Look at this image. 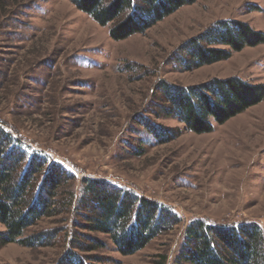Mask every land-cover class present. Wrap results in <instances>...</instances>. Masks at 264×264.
Returning <instances> with one entry per match:
<instances>
[{"label":"rangeland","instance_id":"rangeland-1","mask_svg":"<svg viewBox=\"0 0 264 264\" xmlns=\"http://www.w3.org/2000/svg\"><path fill=\"white\" fill-rule=\"evenodd\" d=\"M2 3L0 128L22 144L27 160L46 154L45 168L54 162L73 175L59 187L60 199L69 191L79 196L83 177L104 179L179 218L128 255L117 252L107 234L79 228L104 243L76 250L89 264H194L183 254L187 226L195 222H255L264 232V99L202 134L160 106L167 103L162 80L190 86L219 73L264 83V43L190 71L177 60L180 46L216 21H246L264 33V0H196L122 40L109 37L112 24H97L70 0ZM147 117L173 136L159 141L139 122ZM64 217L42 218L28 231L65 228L54 243L8 242L0 246V264H61L70 219L80 220L71 210L66 224Z\"/></svg>","mask_w":264,"mask_h":264},{"label":"trees","instance_id":"trees-1","mask_svg":"<svg viewBox=\"0 0 264 264\" xmlns=\"http://www.w3.org/2000/svg\"><path fill=\"white\" fill-rule=\"evenodd\" d=\"M2 1L6 0H0V7ZM195 1L70 0L97 24H112L108 31L112 40L142 33L178 8ZM260 43H264V33L254 30L246 22L216 21L185 41L177 51V60H184L185 70L190 71L227 59L233 52ZM160 85L167 102L160 106L168 115L178 118L185 129L196 134L211 132L214 124H223L264 99V83H251L237 76L212 78L190 86L173 85L162 80ZM139 122L161 142L168 140L174 132L169 133V129L148 117ZM27 158L28 153L22 144L13 134L0 128V223L5 227L0 233V246L8 242L29 247L51 245L65 228L33 234H28L29 229L42 218L61 213L66 224V215L71 210L79 214L80 220L70 219L71 231L66 237L69 250L62 256L61 264H89L76 250L88 252L104 243L80 233L79 228L107 234L115 250L128 255L143 248L179 220L169 207L138 197L131 190L104 179L83 177L79 196L75 197L69 191L68 198L60 199L59 187L74 180L73 175L58 163L52 162L45 168L48 163L46 154L34 152ZM262 230L255 222L238 225L191 223L187 226L188 244L183 255L194 264H264Z\"/></svg>","mask_w":264,"mask_h":264},{"label":"crops","instance_id":"crops-1","mask_svg":"<svg viewBox=\"0 0 264 264\" xmlns=\"http://www.w3.org/2000/svg\"><path fill=\"white\" fill-rule=\"evenodd\" d=\"M237 20V19H236ZM238 21H241V20H238ZM242 22H246V21H242ZM247 23V22H246ZM248 24V23H247ZM249 25V24H248ZM256 31H260V30H257V29H255ZM260 32H262V31H260ZM258 45V44H257ZM248 47V46H247ZM251 47H253V46H251ZM253 56H255L254 54H253ZM248 59H251L250 57L248 58ZM211 72H216V71H214V70H212ZM218 72V71H217ZM233 76V74H229L228 76H221L219 73H217L216 75H213L212 77L213 78H218V79H224V78H228V77H232ZM234 76H235V74H234ZM201 83H204V82H201ZM198 84H200V83H198ZM192 85H197V84H192Z\"/></svg>","mask_w":264,"mask_h":264},{"label":"built area","instance_id":"built-area-1","mask_svg":"<svg viewBox=\"0 0 264 264\" xmlns=\"http://www.w3.org/2000/svg\"><path fill=\"white\" fill-rule=\"evenodd\" d=\"M184 65V64H183ZM184 69H185V65H184Z\"/></svg>","mask_w":264,"mask_h":264}]
</instances>
